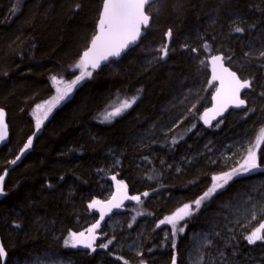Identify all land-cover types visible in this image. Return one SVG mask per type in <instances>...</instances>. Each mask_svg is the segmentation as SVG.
<instances>
[{"label":"trees","instance_id":"1","mask_svg":"<svg viewBox=\"0 0 264 264\" xmlns=\"http://www.w3.org/2000/svg\"><path fill=\"white\" fill-rule=\"evenodd\" d=\"M157 3L147 8L152 24L140 43L121 60L100 70L89 68L92 76L43 119L48 101L57 95L51 78H62L66 84L79 74L73 69L97 34L103 0H0V108L6 109L10 128V141L0 150L6 193L0 198V243L7 253L0 264L46 254L76 264H123L117 256L128 264H171L173 256L177 264H187L188 240L199 230L212 234L215 244L227 252L238 247L242 259L257 255L258 260L262 255L259 261L264 264V243L250 245L244 239L264 222V214L259 212L237 239L224 238L217 230L225 220L221 205L235 204L242 193L255 200L257 209L264 205V171L234 177L205 200L181 222L187 227L177 233L175 248L171 238H165L170 226L157 227L161 219L202 195L213 175L233 166L209 159L184 165L182 158L211 138L251 143L264 126V60L259 62V52L264 51V0H180L179 8L176 0L153 4ZM236 26L243 31L234 32ZM169 29L172 36L166 39ZM166 42L168 55L161 60L157 49ZM219 53L243 79L252 81L245 95L248 109L232 111L219 126L205 129L200 117L211 105L216 85L207 84L208 60ZM133 96L138 97L136 103L114 122L98 120ZM37 105L44 107L37 110ZM246 110L250 111L245 118ZM37 117L43 121L39 130ZM170 120L174 124L167 123ZM166 124L165 132L158 133ZM29 138L30 148L11 164ZM260 153L264 144L258 152L264 161ZM116 159V176L132 196H141V203L132 201L133 207L122 212L135 233L143 224L142 255L118 252L111 245L93 253L66 248L67 236L97 217L88 204L111 197ZM144 192L149 195L144 197ZM138 211L145 214L137 215Z\"/></svg>","mask_w":264,"mask_h":264},{"label":"snow or ice","instance_id":"2","mask_svg":"<svg viewBox=\"0 0 264 264\" xmlns=\"http://www.w3.org/2000/svg\"><path fill=\"white\" fill-rule=\"evenodd\" d=\"M146 6L156 8L158 7V3L153 4L151 0H103V11L98 20V33L94 35L90 46L87 50L83 51L79 62L76 63L73 69V71L79 69V74L75 75V78L66 84L63 79H58L56 76L51 78L52 83L57 86V95L54 97L53 101L48 102V107L43 119L47 118L48 113L52 111L55 104L63 101L70 94L74 86L85 78L92 76V71H89V68L92 70L99 69L102 62H107L110 58H119L130 46H136L138 39L142 35V26L146 28L150 22V16L145 12ZM180 6V0H176V7L179 8ZM77 7H79V5H77ZM15 11L16 8L14 7L13 12ZM233 30L236 33H241L243 31L240 26L234 27ZM171 36L172 31L169 29L165 33V37L166 39H170ZM203 48L206 51H210L208 44H204ZM168 50L169 43L167 42L162 47L158 48L157 51L161 53L159 59H166ZM192 51L196 52L197 50L192 49ZM259 57L264 59V51L259 52ZM227 59L231 60L232 58L229 56ZM224 60L225 57L223 55L214 54L209 61L211 64V79L207 81V84L213 86V82L218 81L219 87L214 88V93L211 96L214 102L213 107L205 110L200 117L205 125H210L211 120H215L218 116H222L229 107L235 109H248L246 100L242 98L241 92L244 89H250L252 87V81L250 79H241L236 71H232L229 67L225 66ZM201 63L203 64L205 62L201 61ZM60 84H64L65 86L61 88L59 87ZM261 95H264V93H261ZM137 99L138 97L136 96L125 99L119 107H116L112 111H107L103 115V121L110 122L112 118L120 116L127 109L131 108L132 105L136 103ZM43 107V105L36 106L37 110ZM248 111L250 110H246L243 113L245 118L248 116ZM4 117L5 112L3 109H0V142L4 141L7 136V125L5 124ZM42 122L40 117L36 118L37 130H39ZM219 123H222V121ZM216 126H219V124ZM261 133V136L256 139L255 143H250L248 147L243 149L244 154L236 160L234 166L228 171H223L211 177V185L202 195L190 203H185L173 214L164 217L158 222V228L160 225L170 226V234L165 233V238H171L172 248L176 247L175 237L177 233L179 232L182 234L186 230L187 225H181V222L199 211L205 200L211 199L218 190L223 189L234 177L250 174L253 171H264V161H261L258 156V152L262 144H264V129L261 130ZM172 143L175 144L177 141L173 140ZM31 145L32 139L29 138L20 154L17 155L15 159L11 160L10 163L15 165ZM260 155H264V153H260ZM111 178L112 180H116L115 175ZM3 181L4 176L0 175V196L6 195ZM126 188L127 186L124 184L123 180L117 181V193H121V195L117 196L116 194H112L111 198L107 201L92 200L87 207L88 209L97 210L99 212V218L92 223L90 227H87L85 231H80L78 233L71 232L69 238L64 240V246L72 248L82 246L83 248L89 249L90 252H96L97 248L108 250L109 245L113 243L112 239H108L107 242H101L99 245L96 244V240L99 238L97 230L101 227V221H104L105 217L111 213L113 209H121L124 200H132L141 203V196H129ZM142 195L147 197L149 193L144 192ZM258 211L264 214V206H261ZM144 214L143 212H137V215ZM135 219L136 217H133V221ZM251 219H257L256 211L251 213ZM17 227H19V225H17ZM128 227L131 228L132 224L130 223ZM103 235V233L99 234V236ZM244 239L247 240L250 245H255L257 242L264 243V222H260L250 233L244 235ZM207 244L210 245L211 241H207ZM137 255H142V253L138 252ZM6 256L7 253L5 248L0 244V261H4ZM116 259L118 261H123V264H128V261L121 256H117ZM140 264H145V262L142 260ZM172 264H176L175 256L172 257Z\"/></svg>","mask_w":264,"mask_h":264},{"label":"rangeland","instance_id":"3","mask_svg":"<svg viewBox=\"0 0 264 264\" xmlns=\"http://www.w3.org/2000/svg\"><path fill=\"white\" fill-rule=\"evenodd\" d=\"M263 60L264 59L259 57V62H262ZM58 79H62V78H58ZM84 80L73 87L70 94L66 97V100L73 95L76 88L79 85H81L84 82ZM53 86L56 89L57 86L54 84ZM64 86H65L64 84L59 85V87L61 88H63ZM53 100L54 98H52L50 101ZM114 109L115 108H112L109 111H112ZM127 111L128 109L125 112H123L120 116L124 115ZM117 117L112 118L110 122H104L103 115H100L98 120L102 123H112ZM170 121H168L167 123L174 124V121L171 122ZM166 126L167 124L163 126L161 129H159L158 133H164ZM262 129H264V126L259 130L257 137L251 143H255L256 139L261 136ZM225 141L227 140L226 139L221 141L218 140L216 142L214 138L208 139L204 145L198 146L194 151H192L189 154V156H187L186 158H182V160L184 161V165L191 164L195 159L197 160L209 159L214 163L222 162L224 164L234 166L236 160L239 159L240 156L244 154L243 149L249 146L250 141L244 140L238 142V138H234L230 141H227L225 145H222ZM226 145H228V147L231 146V152L226 151L227 149ZM119 162L120 160L116 159L112 169L113 174H111V177L114 175L116 176ZM178 170L181 169L178 168ZM256 172L258 171H253L252 174ZM120 180L121 179H119L117 176H116V180H112V184L109 186L112 188L110 190L111 195L113 194L114 189L117 188V181ZM260 198L264 199V196L261 194ZM235 201H236L235 204L230 203L228 205H221V209H223L221 213L223 215V219L225 220H222L223 225L221 226L220 229L217 230L219 231L218 232L219 234L221 233L224 238H228V239L231 238L237 239V237L244 232L243 231L244 228L248 227L251 223H253V221H255L251 219V213L253 211L257 212V219L259 215V211L257 209L255 200H252V198H250L249 195L242 193V195H240ZM132 207L133 205H129L128 207H125L123 211L129 210ZM97 219L98 216L88 220V222H86V225L81 231H85L86 228L90 227L91 224L94 223ZM142 226L143 224L140 225L139 230L137 231V233H135L134 231H132L131 229L132 227L131 228L128 227V224L126 222V214L121 212L109 218L108 221L105 222L100 227V229L97 230L99 238L96 240V244L99 245L101 242H107L108 239H112L113 243L111 244V246L116 251L118 252L128 251L133 254H137L138 252L140 253L142 235L145 233V229ZM100 233H103L104 235L99 236ZM211 235L201 230L191 233L190 235L191 243L189 246V251L186 260L187 264H261L259 258H261L262 255L259 256L258 260L254 259L255 256H250L249 258L242 259L241 256L239 255L241 251L238 247L236 248V250L235 248H231V251L227 252V250L225 251L222 248V244H215V241ZM68 238L69 235L67 236L66 239ZM207 241H211V244L208 245ZM221 241H223V238H221ZM66 248H70V249L81 248L90 252L89 249L83 248L82 246H78L76 248H72V247H66ZM97 249H101V248H97ZM18 264H76V263L74 260L66 259L61 255L46 254L42 256H35L29 261L19 262Z\"/></svg>","mask_w":264,"mask_h":264},{"label":"water","instance_id":"4","mask_svg":"<svg viewBox=\"0 0 264 264\" xmlns=\"http://www.w3.org/2000/svg\"><path fill=\"white\" fill-rule=\"evenodd\" d=\"M155 1H157V0H151V3H154ZM147 8H148V6L145 7V12H146V14H148V13H147ZM102 11H103V7H102ZM101 13H102V12H101ZM149 16H150V15H149ZM151 24H152V18H151V16H150V22H149V25H148L146 28L142 26V29H141V31H142V35H141V37L138 39L136 46L140 43V41L142 40V38H143L144 35H145V30H146L148 27H150ZM97 33H98V31H97ZM136 46H134V47H136ZM134 47H133V46H130L129 49L125 50V53H122L121 57H119V58H110L109 61H107V62H102V63H101V67H100L99 69H96V70H100V69H102L104 66L110 64V63L113 62V61L121 60V59H122V58H123V57H124V56H125L130 50H131V49H133ZM219 54H220V55H223V56L225 57V55H224L223 53H219ZM210 58H211V57H210ZM210 58H209L208 62L210 61ZM224 64H225L226 67H229L230 70H232V71H236V70H234V69H233V68L227 63L226 58H225V60H224ZM209 66H210V75H211V64H210V63H209ZM236 72H237V71H236ZM237 74H238V76H240L238 72H237ZM240 77H241V76H240ZM241 79H243V78L241 77ZM215 83H216V87H219V82H218V81H215ZM250 89H251V88H250ZM250 89H244V90H242V92H241V96H242V98H244V99L246 100L247 105H248V101H247V99L245 98V95H246L247 91H249ZM213 93H214V92H213ZM211 100H212V99H211ZM213 104H214V102L211 101V105H210L208 108H206L205 110H207V109L213 107ZM0 109H3L4 112H5L4 121H5V124L7 125V136H6V138H5L4 141L0 142V150H1V149H2L5 145H7V144L9 143V141H10V128H9L8 114H7L6 109H4V108H0ZM205 110H204V111H205ZM242 110H244V109H235V108L229 107V109H228V110H227L222 116H218L215 120H211V124H210V125H205L204 122H203V120L201 121V124H202L203 128H205V129L211 128V127L217 125L221 120H223V119H224V118H225L230 112H232V111H242ZM204 111H203V113H204ZM203 113H202V115H203ZM210 115H211V114H210ZM126 191H127V194H128L129 196H132V193H131V190L129 189V187L126 188ZM113 194H116L117 196L121 195V193H117V189L113 192ZM110 198H111V197H110ZM110 198H109V199H110ZM101 201H107V200H101ZM131 203H132V200H124V203H123V206L121 207V209H113L112 212L109 213V214L105 217V220H104V221H101V226H102L105 222H107L109 218L113 217L114 215H117V214L121 213V212L123 211V209H124L125 207L129 206ZM95 212H96V214H97V216H98V218H99V212H98L97 210H95ZM171 264H172V263H171ZM176 264H177V260H176Z\"/></svg>","mask_w":264,"mask_h":264},{"label":"bare ground","instance_id":"5","mask_svg":"<svg viewBox=\"0 0 264 264\" xmlns=\"http://www.w3.org/2000/svg\"><path fill=\"white\" fill-rule=\"evenodd\" d=\"M190 243H191V240H190V238H189L188 243H187V246H186V256H185V259H186V260H187V255H188V251H189Z\"/></svg>","mask_w":264,"mask_h":264},{"label":"flooded vegetation","instance_id":"6","mask_svg":"<svg viewBox=\"0 0 264 264\" xmlns=\"http://www.w3.org/2000/svg\"><path fill=\"white\" fill-rule=\"evenodd\" d=\"M254 256H256V255H254Z\"/></svg>","mask_w":264,"mask_h":264}]
</instances>
